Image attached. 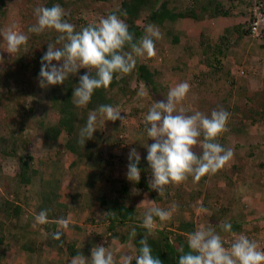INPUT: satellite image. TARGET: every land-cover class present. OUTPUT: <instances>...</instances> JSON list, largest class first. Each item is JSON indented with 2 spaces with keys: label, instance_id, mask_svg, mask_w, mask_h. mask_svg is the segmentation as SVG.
<instances>
[{
  "label": "rangeland",
  "instance_id": "obj_1",
  "mask_svg": "<svg viewBox=\"0 0 264 264\" xmlns=\"http://www.w3.org/2000/svg\"><path fill=\"white\" fill-rule=\"evenodd\" d=\"M120 1L93 2L90 0L85 7L78 5L71 8L63 7L66 13L64 19L74 24L76 31H78L92 22H98L100 17L111 14ZM171 1L170 6L176 5L177 10L185 9L189 4L188 0ZM221 1L224 9L229 11V16L212 18L205 16L201 19L203 21L200 20L202 23L179 18L173 22L165 21L162 26H157L162 33V38L154 41L156 55L152 58H137V63L144 62L151 70L157 71L155 73V89L152 90L150 86L139 81L135 70L122 78L118 75L117 85L108 87L105 93L107 97L113 99L112 106L120 107L123 112L121 116H124L125 119L122 122L120 120L105 121L104 126L98 121L95 133H98L104 141L101 147L113 155L111 163L105 171L106 174L103 176L107 175L112 178L110 181H114L111 200L115 197H121L125 204L135 207V220L141 223L143 213L149 206L147 203L140 204L141 201L145 199L155 201L156 206L165 210H169L173 204L177 205V210L173 212L169 221L160 222L157 218V226L153 229L152 234L157 229L162 228L174 232L181 221L192 222L193 231L201 224L206 226L211 224L221 235L225 246L226 244L230 245L234 239L231 233H225L220 228V225L227 221L236 227V230L232 232L243 233L248 238L255 236L258 241L256 238L254 240L258 242V245L260 243L264 245V229L260 228L261 226L256 228L252 225L253 227L249 230L238 228V224L242 228L241 224L244 223L243 219L246 215L238 217L240 215L238 209L244 207V203L252 205L255 201L253 203V207L256 206L254 217L256 219V215L259 214L264 219V210H262L264 209V201H261L260 198L264 193L260 191V185L255 186L254 182L250 180L253 176L257 178L258 184L264 181V39H254L250 36L232 42L231 36H225L226 28L234 27L236 23H243L250 18L247 11L250 10L251 5L249 6V4L253 0ZM39 6H43L39 0H2L0 4V32L15 23L18 26V31L29 36L27 45L22 46L21 50L29 49V43L32 42L33 51L43 55L47 51L48 43L54 42L58 33L55 31L52 33V30H46L39 35L28 33V27L36 23L34 9ZM147 11L145 9L141 11L137 19L138 24L145 25L144 20ZM184 21L189 24L182 25ZM172 36H177V42L171 41ZM206 44L215 47L214 53L211 50L206 53L211 58L219 56L217 47L224 48L226 45L225 52L219 56L220 67L217 69L210 68L203 61V51L207 48ZM5 46L6 42L3 36H0V56L3 57V63H0V71L6 65L14 67L16 70L18 67L14 66L15 61L13 59L17 53L11 56L4 51ZM163 48L166 50L165 52ZM25 61L30 63L31 60L28 57ZM53 63L57 64L56 61ZM34 69L33 66L18 73L20 80L18 88L19 90L23 89L22 92H24L20 96L30 118L25 119L26 127L16 130V132L21 133L25 146L18 154L32 157L31 164L37 169L38 177L48 182L53 187V192H59V198L57 197L59 201L61 193H65V188L68 189L67 193L73 192V182L65 181L64 176H72L73 173L74 176L78 175L85 178L86 172L93 171V168L81 161L79 164L81 162L82 165L67 168V163L72 161L74 156L58 148L63 141L64 134L58 140L51 141L46 139L42 131L34 126L40 119L52 120L51 103L46 99V94L49 88L55 87L53 85L40 88L38 86L39 73L35 74ZM238 70L243 71V73L229 74V72H237ZM86 71V69H80L75 77L84 75ZM227 73L233 78L232 83L227 81ZM180 82L190 84L189 93L182 104L178 106L185 108V114L191 115L194 111H200L210 115L212 110L221 108L230 113L227 124L228 130L219 136L216 142L225 148H231L234 156L215 175H205L199 182L195 183L190 176L186 182L178 186L172 184L166 186L164 196H159L155 190L149 187L152 173L146 160L147 149L144 145L150 146L153 141L147 139L142 120L148 107L153 102H166L168 91ZM226 96L227 101H224ZM6 97H9L7 93L2 94L0 101V133L5 135L7 120H3V115L6 114V106L3 104ZM260 110L263 114H258ZM85 114L88 115L87 112ZM21 118L24 119L22 116L14 118L16 127H18ZM240 120L244 124V129L246 127V133L238 132L239 134H237L232 130L233 126H237ZM131 148H135L140 154L139 164L143 172L148 175L145 185L135 186L126 179L127 157ZM194 151L199 153L201 150L195 148ZM18 170L19 162L15 159L6 158L1 162L0 191L4 197L20 203L24 208V213L19 221L0 213V264H68L65 263V258L60 259L61 262L58 261V263L53 260H42L44 262L38 260L37 256H40L43 243L48 240L57 241L52 239V234L47 232L46 224L33 226L35 216L39 213L36 208L37 202L41 200L40 188L38 183L25 187L20 186L17 181ZM43 177H47V179H43ZM126 186L127 192L119 191ZM88 196L89 194L86 195V197ZM251 201L252 203H250ZM1 205L2 200L0 199ZM201 206L209 210L207 214L197 212ZM72 209L67 208V212ZM55 211H57L56 208L52 212L55 213ZM63 211L64 209H60L61 213L59 212L57 216L63 214ZM131 227V224H127L121 230L119 229L118 237L115 239L106 235L107 239L102 244V246L114 251L117 261L119 256L124 253L134 256L133 241L132 247H129L128 239L121 242V236L127 234ZM105 232L106 228L102 232L103 237ZM88 254L85 256L86 258H90L91 254ZM63 256L68 257L69 254H63Z\"/></svg>",
  "mask_w": 264,
  "mask_h": 264
},
{
  "label": "clouds",
  "instance_id": "obj_2",
  "mask_svg": "<svg viewBox=\"0 0 264 264\" xmlns=\"http://www.w3.org/2000/svg\"><path fill=\"white\" fill-rule=\"evenodd\" d=\"M34 15L36 23L28 27V33L39 35L46 30L58 33L55 41L48 43L47 51L41 57L38 86L47 88L61 85L70 75L75 76L80 69H86L72 92L73 103L78 108H85L96 90L107 89L114 74L118 73L120 78L130 74L136 67L138 57H154V41L162 38L159 28L148 24L144 35L135 39L134 34L129 32L127 23L115 13L100 17L98 22H92L79 31H76L74 24L64 19L66 13L60 4L36 7ZM120 15L126 16V13L121 12ZM17 28L13 23L0 32L6 42L4 51L11 56L18 53L22 46H26L29 40V36ZM126 47L128 51H125ZM0 63H3L2 56ZM92 70H95L94 76L91 74ZM189 91V83L176 84L168 91L166 102H153L143 115L142 123L147 139L153 141L150 146L144 145L147 149L146 160L152 173L149 187L159 196H164L166 186H178L190 176L195 183L205 175H215L234 156L231 148H225L216 142L228 130L230 113L221 108L212 110L210 115L200 111L185 114V108L178 106ZM121 113L123 112L119 106L111 104L99 105L89 111L86 122L79 129L78 144L83 147L86 141L93 139L98 121L102 126L105 121L122 122L125 117ZM195 148L201 151L197 153ZM127 159L126 179L133 184L139 183L140 154L135 148H131ZM144 203L149 206L143 213L141 227L147 230L148 235L157 226V218L160 222L169 221L177 210L175 204L165 210L156 206L155 201L145 199L140 204ZM208 211L203 206L197 209L199 214H207ZM109 214L115 215L114 212L104 213L105 216ZM48 223L47 210H41L35 216L33 226ZM56 223L61 229L67 230L70 221L60 218ZM220 228L234 237L229 247L224 246V240L211 224H201L187 235L189 251L185 253L183 247L178 249L181 253L178 264H264V250H260L255 240L243 233L232 232L230 222L225 221ZM136 236L137 231L133 227L129 232V247L133 246L132 241ZM52 239L60 240L61 232H54ZM139 245L135 256L124 253L119 256L118 261L113 250L102 245L95 246L91 249L90 258L78 252L72 257L70 264H132L133 259L135 264H163L152 254L147 235L139 240Z\"/></svg>",
  "mask_w": 264,
  "mask_h": 264
},
{
  "label": "trees",
  "instance_id": "obj_3",
  "mask_svg": "<svg viewBox=\"0 0 264 264\" xmlns=\"http://www.w3.org/2000/svg\"><path fill=\"white\" fill-rule=\"evenodd\" d=\"M39 1L43 3L44 7H51L54 4H60L62 8H71L72 6L74 7L76 5L85 7L86 3L90 2V0ZM91 1L104 2L107 0ZM1 2L2 0H0V4ZM171 2V0H121L118 6L114 7L112 13L120 16V18L124 20L125 23H127V25L129 26V32L133 33L135 39L137 40L144 35L145 26L148 24L162 26L165 21L173 22L179 18L199 21L205 16L212 18L218 16H229L230 14L228 10L224 9L221 0H188L189 4L186 6V8L179 10H177V6L174 4L170 6ZM249 6L250 10L247 12L250 16V19L248 18L246 21H243V23H236L234 27L226 28L224 31L225 36L228 35L232 37V42L240 41L244 37L251 36L249 26L250 20L253 18V14L251 11L252 3H250ZM144 9L148 11L145 15V25L142 26L141 24L137 23V19L139 18L141 11H144ZM121 12H125L126 16H121ZM53 31L54 30H52V33ZM261 39H264V35H262ZM177 40V36H172V42H177ZM232 42L230 41V43ZM206 46L207 48H205V50L203 51V61L206 62L207 65L212 69L219 68V56L220 54L223 55V52H225L224 50L226 49V45L224 46V48L216 46L219 56H214L213 58L206 55V53L209 50L214 53L216 51L215 47L209 44H206ZM196 49L198 50V47ZM128 50L129 49L126 47L125 51ZM163 51L165 52L166 50L163 48ZM162 54L165 55V53ZM42 56V54L40 55L33 51V43L31 42L29 43V49H25L23 51L20 50L17 53L15 59H13V61H15L14 66L18 67L16 70H14V67L6 65L2 70L3 72L0 71V101L2 99V94L7 93L9 95V97L5 98L3 104L4 106H6V114L3 115V120H7V129L4 130L6 135L0 133V167L1 162L6 158L17 160V162H19V170L17 172V181L19 185L25 187L30 184L33 185L35 183H38V187L40 188L39 190L41 193V200L37 202L38 204L36 210L38 212H40L41 210H47L48 212L56 208L57 212H60V209H64L65 211L67 205L57 201L56 199L58 197V194L53 192V187L49 185L48 182L43 181L38 177L37 169L32 167L31 164L32 157L30 155L20 156L18 154V152L25 146L24 139L21 137V133L18 131L16 132V130H21L23 129V127H26L27 124L25 122V119H30L29 114L27 113V111H25L26 109L23 104V99H21L20 96L24 92H22L23 89L19 90L18 88V82L20 81L18 73L24 72L25 69H29L30 67L34 66V72L35 74H38L41 66L40 60ZM28 57L31 60L30 63H27L25 61ZM134 70L139 81H141L146 86H150L152 90L153 88L155 89V73H157L156 70H151L144 62H138ZM239 72L241 73V70H238L237 72L232 71L229 72V74H240ZM91 74L94 76L95 71H92ZM229 74H226V76L228 75L227 81H229V83H232L233 78H231ZM118 75V73L114 74L113 80L108 87L111 88L117 85ZM78 83L79 77L70 75L65 83L49 88L46 94V99L51 103L50 110L53 113L52 120L50 121L49 119H40L36 122L37 124L34 125L40 131H42L43 136L46 139L51 141L58 140V138H60V136L64 134L63 141H61L58 148L59 150H64L74 156V159L71 162L67 163V168H71L74 166L78 167L80 164H83L81 162H85L93 168V171L86 172L85 178L79 177L78 175L73 176L74 182L72 183V185L74 190L73 192L67 193L69 196L72 193H77V195H79V192H81L84 188L94 185L96 181L100 179V177L106 178V181H109V177L107 175L105 177L103 176L104 174H106L105 171L108 168V165L111 163V158H113L111 152L101 147L104 141L101 139L98 133L93 134V139L86 141L83 147L78 144L79 129L81 126H83L87 119L85 113L96 109L99 105H112L113 103V99L111 97H107L105 93L106 89L101 88L94 92L91 102L85 108L78 109V107H76L72 102L73 88L76 87ZM227 96L223 99L224 101H227ZM20 111L22 112L19 113ZM258 114H263V112H261L260 110ZM21 116L24 119L21 118L18 127H16V125L14 124V118L16 119ZM11 119H13V121H11ZM243 125L244 124L242 123V120H240L237 126H233L232 130H234V132L237 134H239L238 132L246 133V127L244 129ZM79 161H81L80 164ZM138 167L141 169V179L139 183H136L134 185H145L148 175L143 172L140 164L138 165ZM110 179L112 178L110 177ZM119 191L122 193L127 192V186L122 187L121 189H119ZM70 197L72 204H74L78 199V197L76 196ZM0 199L2 200L0 213H2L3 216L11 217L19 221L20 217L24 213L23 206L18 202L9 200L8 197H4L1 191ZM109 200L110 202L107 203L108 197L106 195H103V198L100 202L101 205L104 206L103 209L105 213H115L114 216L111 214L107 216L104 215V219L108 223L107 232H110V236L112 238H116L118 237V230H121V228L125 227L127 224H131V229L135 227L137 236L133 240V244L135 246V251L133 254L134 256L137 254L136 250L140 247L139 240L145 235H147L148 244L152 248V254L154 256H157L163 262V264H178V257L181 254L178 252L179 248L183 247L185 253L189 251L187 245V235L193 232L192 222L181 221L174 232L162 228L157 229L154 234L148 235L147 230L141 227L142 223L135 220V207L125 204L121 197H115L113 200ZM49 213L51 214V211ZM94 222L98 223L96 220ZM234 226L235 225L232 226V231L236 230V227ZM49 227H47V229ZM129 232L121 236V242H124L126 241V239H128ZM60 240L56 241L60 244ZM225 246H227V244ZM67 250L72 256L76 255L79 252L78 250L74 249L73 242L68 243ZM132 264H135L134 259L132 261Z\"/></svg>",
  "mask_w": 264,
  "mask_h": 264
},
{
  "label": "crops",
  "instance_id": "obj_4",
  "mask_svg": "<svg viewBox=\"0 0 264 264\" xmlns=\"http://www.w3.org/2000/svg\"><path fill=\"white\" fill-rule=\"evenodd\" d=\"M185 20L188 21V19H185ZM191 21H194V20L191 19ZM201 21L199 20V22L197 23H202ZM185 24H189V23L184 21L182 25H185ZM73 176H74L73 173H72V176H64L65 181L74 182ZM43 179H47V177L46 178L43 177ZM110 180H111L110 177H109V181L108 180L106 181V178L100 177V179H98L94 185L84 188L81 192H79V195H77V193L75 194L72 193V195L70 196L78 197L77 201L74 204H72L70 196L67 198L68 189L65 188L64 190L65 193H61V197L59 199V201H62L65 205H67L64 213L59 214V216H56L58 215L59 212L55 211L54 213L52 212L53 210H50L51 211V214H50L49 213L50 211H48V215H50L48 216L49 224H46L47 227L50 226L47 229L48 233L53 234L54 232L60 231L62 239L60 240V244L52 240L45 241L43 243L44 244L43 247L41 248L40 256H37L39 261H42V260L52 261L53 260V261H57L58 263V261L61 262L60 259L65 258L64 259L65 263L69 264L70 260L75 255L72 256L68 252L67 250L68 243L73 242L74 249L78 250L79 253L83 254L84 256H88L89 255L88 253L91 254V249L93 247L100 245V243L102 245L105 242V239H107L106 235H110V232H107L108 223L104 219V213H105L103 209L104 206L101 205L100 202H101V199L103 198V195H106L108 197L107 203L110 202L109 199H111L112 197V194H113L112 187L114 184V181H110ZM250 180L254 182L255 186L260 185L261 186L260 191L264 193V190H263L264 181H261V183L258 184L257 178H254L253 176L251 177ZM73 190L74 189H72V191ZM58 193L59 192H57V194ZM88 194L89 196L86 197V195ZM58 198H59V194H58ZM58 198L56 199L57 201H58ZM255 198L257 199V197ZM260 198L262 199L261 201H264V195H261ZM250 203H252V201ZM253 203L252 205L251 204L248 205L247 203H244V207L242 208L239 207L238 209V213H240L238 217L246 214L245 218L243 219L244 223L241 224L242 228H240L239 227L240 225L238 224V228L241 230L243 229L249 230L253 226H255L256 228L258 226H261L260 228L264 229V219H262L263 217L260 216L259 214L256 215V219L254 217L256 206L253 207L254 206ZM70 207L73 209L67 212V208H70ZM245 207L250 208V209H246ZM49 217H52V218H49ZM60 218L69 219L70 223H69V228L67 230L61 229L59 225L56 223V221L59 220ZM94 219L98 223L94 222L95 221ZM104 228H106V232L103 237L102 232ZM98 233H101V235H98ZM23 236L26 237V235H23ZM100 236H101V239H100ZM63 254H69V256L65 257L63 256Z\"/></svg>",
  "mask_w": 264,
  "mask_h": 264
},
{
  "label": "built area",
  "instance_id": "obj_5",
  "mask_svg": "<svg viewBox=\"0 0 264 264\" xmlns=\"http://www.w3.org/2000/svg\"><path fill=\"white\" fill-rule=\"evenodd\" d=\"M251 11L253 14V18L250 20V26H249L250 35L254 38L261 39L262 35H264V1L263 0H253ZM255 238H256L255 236L254 237L252 236L250 239L254 240ZM229 246L230 245L228 244L226 248ZM258 246L260 250H264L263 243H260Z\"/></svg>",
  "mask_w": 264,
  "mask_h": 264
}]
</instances>
